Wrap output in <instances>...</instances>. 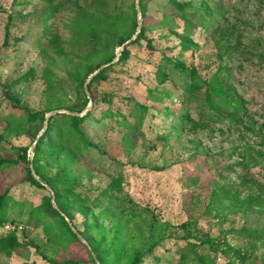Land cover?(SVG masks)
Masks as SVG:
<instances>
[{
	"label": "rangeland",
	"instance_id": "obj_1",
	"mask_svg": "<svg viewBox=\"0 0 264 264\" xmlns=\"http://www.w3.org/2000/svg\"><path fill=\"white\" fill-rule=\"evenodd\" d=\"M175 1L199 13L220 12L218 33L198 25L185 32L177 18L172 28L161 26L162 15L172 12L168 1H144L140 21L146 37L129 47L125 62L110 66L106 78L93 83L92 92L97 117L108 105L126 114V99L146 111L134 132L121 131L117 115L84 121L81 128L97 147L75 158L69 169L74 190L89 200L78 205L61 196L57 202L96 252L121 250L103 257L91 249L99 264H126L132 248L147 249L152 243L154 251L142 264H264V0ZM71 14L69 0H0V195L6 192L10 198L4 224L9 222L24 244L10 256L0 252V264L76 259L93 264L85 243L58 240L55 224L46 229L30 213L52 195L55 201L49 186L40 189L25 180L22 158L26 148L30 161V146L45 121L10 123L25 108L45 111L51 80L61 85L56 91L60 100L78 102L70 84L73 62L42 42L49 32L65 40ZM167 58L178 66L166 68L163 79L157 65ZM189 72L200 83L193 95ZM86 75L79 70V77ZM216 87L222 91L220 105L208 101ZM103 91L109 103L101 99ZM47 154L40 155V172L66 177L63 155L50 160ZM116 218L121 219L118 235ZM4 224L0 237L7 232Z\"/></svg>",
	"mask_w": 264,
	"mask_h": 264
},
{
	"label": "trees",
	"instance_id": "obj_2",
	"mask_svg": "<svg viewBox=\"0 0 264 264\" xmlns=\"http://www.w3.org/2000/svg\"><path fill=\"white\" fill-rule=\"evenodd\" d=\"M71 8V17L67 26L69 30V36L63 40L60 35L57 33L49 32L47 35H42V42L48 43L49 47H57V55L59 53H66L68 58L73 62V68L75 74L72 76L70 84L73 89L79 94L78 102L74 103H64L59 96L56 95L57 89L61 88L59 83L49 81L46 87L47 98H46V107L45 111H29L25 108L24 113L18 117L11 118L10 123L15 125H21L25 123H42L46 121V127L43 133L38 137L36 144L34 145L32 165L33 170L37 177L36 179L30 171L29 168V158L27 154V149H22V158L26 162V176L25 180L32 186L45 189L46 185L49 186L55 193V202L58 205L59 210L66 214V211L61 207L57 200L58 197L64 196L66 198L72 197L71 201L78 205H84L89 200L87 194L81 196L79 192H76L75 189V177L70 172L69 164L75 161V158H80L83 155H87L91 147H97L85 134L81 125L89 117L94 116L93 118L96 121H100L111 115H117L118 119L116 120V125L120 127V130H126L134 132L139 126L142 113L146 111L144 105L131 101V99H126V104L129 106L127 113H122L119 108L113 109L112 106H106L103 109L99 110V116L97 117L94 112L95 96L92 92V85L94 82H99L106 78V71L110 66L125 62L128 58L129 47L132 44L139 43L140 39L145 38V28L142 25L137 36L132 39L128 44H126L116 60L115 63L108 65L107 67L102 68L97 73H95L91 79L87 82V87L90 93V99L92 101V108L89 109L85 114L82 115H73L64 112H58L47 119L44 117L47 111L63 108L70 111L81 112L87 105L89 99L84 91V83L86 81L87 75L91 74L96 70L101 64L109 62L114 57L115 49L120 46L124 41L129 39L136 29V10L134 1L129 0H69ZM144 1L139 0V7L141 11V18L144 16ZM168 6L172 12L168 14H163L161 18L160 25L166 26L167 28H172L174 25H177L175 18L183 22V28L185 32L191 31L196 25L200 26L204 31H210L211 33L217 34L220 28V12L215 11L210 14L199 13L190 9L186 5L180 4L175 0H167ZM223 19V18H222ZM64 41V42H63ZM147 41V40H146ZM150 46V42L147 41ZM45 49V48H44ZM97 57H100L98 61H95ZM165 62L161 65H157L158 75H162V78L165 79L166 68L169 71L177 68L176 60L172 58L164 59ZM86 70L87 75L85 77H79V70ZM191 79L190 82V92L193 95L194 89L200 85L198 77L189 72L188 73ZM216 85V84H215ZM196 98L195 96H192ZM101 99L105 102L110 101V96L108 92H101ZM215 99L217 103L223 104L222 91L219 88H215L212 93L208 96V101ZM235 109V108H234ZM216 110H218L216 108ZM219 113V111H218ZM204 115V114H202ZM186 116V115H185ZM131 117L132 121L128 119ZM49 138L51 143L48 144L44 139ZM48 152L47 156L49 158L57 160L60 155H63L65 158V164L61 168L62 171H66V177L62 176L58 178V174H55L53 177L44 176L40 170L38 161H40V155ZM1 162V161H0ZM58 178L57 182L53 179ZM57 185V186H56ZM59 190H63L62 193L58 194ZM113 194H108V198H111ZM50 198V197H49ZM41 208H33L30 213L34 215L36 220L44 221L47 225L46 229L51 228L55 224L58 227L57 236L54 235L60 241L68 242H79L76 236V233L71 229L65 217L60 214V212L54 208L50 201ZM10 199L6 192L0 195V226L7 222L5 217L6 203ZM147 209L146 207L140 208L141 211ZM135 208H131L130 211H134ZM105 213L108 212V208L104 209ZM107 214V213H106ZM49 216V220H47ZM111 217H117L113 215ZM113 218V220H114ZM9 223V222H8ZM121 219H115L114 225V235H118L119 224ZM74 228V224H71ZM78 233L82 235L85 241L90 245V248L95 251L97 256H110L118 254L117 250L108 249L104 250L103 253L96 252V248L92 241L82 232L77 230ZM117 233V234H116ZM249 233V232H248ZM118 238V237H117ZM158 242V241H157ZM21 242L18 241L17 235L12 228L7 230L6 234L0 237V252L10 256L13 254V251L23 246ZM122 246V245H121ZM154 243L151 244L147 249L132 248L126 264H142L143 258L147 254H151L154 250ZM230 251L234 253L235 256L242 257V253L239 249L231 247ZM87 254L89 255L90 262L94 264V260L87 249ZM21 264H36L34 261L31 262H22ZM62 264V263H58ZM66 264H82L81 259L71 260L66 262ZM100 264H104L101 263Z\"/></svg>",
	"mask_w": 264,
	"mask_h": 264
},
{
	"label": "water",
	"instance_id": "obj_3",
	"mask_svg": "<svg viewBox=\"0 0 264 264\" xmlns=\"http://www.w3.org/2000/svg\"><path fill=\"white\" fill-rule=\"evenodd\" d=\"M135 10H136V30H135V33L129 38L127 39L126 41H124L117 49H116V52H115V57L113 60L109 61V62H106V63H103L101 64L96 70H94L89 76L88 78L86 79L85 83H84V91H85V94L86 96L88 97L89 99V102L88 104L86 105V107L84 108V112H75V111H70L68 109H54V110H51L49 111L45 118L47 119L49 116L55 114V113H58V112H64V113H68V114H73V115H82V114H85V112L90 108L91 106V102H90V93H89V90H88V87H87V82L91 79V77L97 73L99 70H101L102 68L106 67L107 65H109L110 63L116 61L120 55V52L122 50V48L128 44L132 39H134L137 34L139 33L140 29H141V21H140V8H139V0H135ZM46 127V121L44 122V126L42 128V130L38 133L36 139L34 140V142L32 143V145L30 146V149H29V157H30V163H29V168H30V171H31V174L39 180V178L37 177V175L35 174L34 170H33V165H32V162H31V159H32V156H33V148H34V145L36 144V141L38 139V137L41 135L42 131L44 130V128ZM51 204L54 208H56L60 214H62L64 217H65V220L67 221V223L69 224V226L71 227V229L76 233V236L78 238V240H80L81 242L85 243L89 250H90V253H91V256L93 258V260L95 261V264H99L98 261H97V258L95 256V254L93 253V251L91 250L90 246L87 244V242L85 241V239L81 236L80 233H78L71 225L69 219L65 216V214L59 210V208L57 207L55 201H54V198H53V195L51 197Z\"/></svg>",
	"mask_w": 264,
	"mask_h": 264
},
{
	"label": "built area",
	"instance_id": "obj_4",
	"mask_svg": "<svg viewBox=\"0 0 264 264\" xmlns=\"http://www.w3.org/2000/svg\"><path fill=\"white\" fill-rule=\"evenodd\" d=\"M5 229L9 230L11 228V225L9 223L4 224Z\"/></svg>",
	"mask_w": 264,
	"mask_h": 264
}]
</instances>
